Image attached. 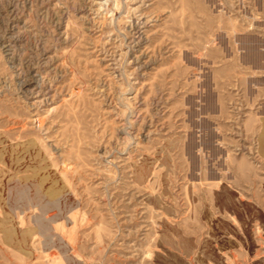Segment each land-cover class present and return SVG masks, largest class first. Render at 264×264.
<instances>
[{
	"label": "rangeland",
	"instance_id": "rangeland-1",
	"mask_svg": "<svg viewBox=\"0 0 264 264\" xmlns=\"http://www.w3.org/2000/svg\"><path fill=\"white\" fill-rule=\"evenodd\" d=\"M0 153V264H264V0H0Z\"/></svg>",
	"mask_w": 264,
	"mask_h": 264
},
{
	"label": "bare ground",
	"instance_id": "bare-ground-1",
	"mask_svg": "<svg viewBox=\"0 0 264 264\" xmlns=\"http://www.w3.org/2000/svg\"><path fill=\"white\" fill-rule=\"evenodd\" d=\"M7 151V150H6ZM7 152H9V151H7ZM11 152V151H10ZM1 154V153H0ZM3 154V153H2ZM12 155H14V154H12ZM11 155V156H12ZM1 156V155H0ZM13 157V156H12ZM6 158H7V156H6ZM3 160V159H2ZM7 160H9V159H7ZM13 160V159H12ZM7 162V161H6ZM9 163V162H8ZM27 163V162H26ZM32 163V162H31ZM7 164V163H6ZM35 164H36V162H35ZM10 165H11V163H10ZM30 165V164H29ZM8 168H9V166H7ZM25 167V166H24ZM17 168V167H16ZM20 169V168H19ZM18 171V170H17ZM20 174V173H19ZM15 175V174H14ZM13 176V175H12ZM24 179V178H23ZM49 183V182H48ZM25 185H27V184H25ZM29 185V184H28ZM31 185V184H30ZM2 187V186H1ZM3 188V187H2ZM1 188V189H2ZM67 201V200H66ZM18 204V203H17ZM64 213V212H63ZM8 226V225H7ZM13 235V234H12Z\"/></svg>",
	"mask_w": 264,
	"mask_h": 264
}]
</instances>
